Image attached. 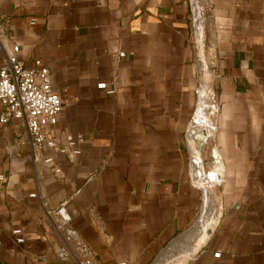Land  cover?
<instances>
[{
	"label": "crops",
	"instance_id": "crops-1",
	"mask_svg": "<svg viewBox=\"0 0 264 264\" xmlns=\"http://www.w3.org/2000/svg\"><path fill=\"white\" fill-rule=\"evenodd\" d=\"M205 2L198 49L187 0H0V68L14 45L40 59L58 143L82 138L34 162L0 122V264H70L61 204L95 264H264V0Z\"/></svg>",
	"mask_w": 264,
	"mask_h": 264
},
{
	"label": "built area",
	"instance_id": "built-area-1",
	"mask_svg": "<svg viewBox=\"0 0 264 264\" xmlns=\"http://www.w3.org/2000/svg\"><path fill=\"white\" fill-rule=\"evenodd\" d=\"M190 6L189 20L191 26V39L194 46L203 49L205 46V24L207 19V4L205 0H187ZM31 20L30 24H34ZM1 30V27H0ZM19 46L14 45L10 54L7 55L5 63L0 68V122L6 123L11 119L23 120L25 123L32 160L52 161L50 157L43 156L44 148L57 150L68 157L76 156L80 153L77 143L82 141L80 136L67 134L64 143L60 145L57 137L52 131V127L58 121L63 110L61 97L52 89L50 73L40 59L33 61L31 66H26L24 61L18 58ZM124 52L118 54L123 57ZM104 88L105 84H98ZM108 92H112L109 90ZM208 94L211 91L207 90ZM215 104L210 108L202 110L213 114ZM210 130L213 129V121L208 124ZM199 125L193 123L189 125L186 132V140ZM209 132V130H208ZM209 134L205 133L199 144L207 142ZM55 172H59L55 168ZM35 197L36 194H31ZM58 217L57 227L62 231L63 245L56 250V257L59 260L69 261L70 264H95L92 250L78 238L69 224L72 214L66 205L61 204L55 209ZM15 230L14 233H18ZM23 238H17V242H22ZM117 264H127L118 262Z\"/></svg>",
	"mask_w": 264,
	"mask_h": 264
},
{
	"label": "water",
	"instance_id": "water-1",
	"mask_svg": "<svg viewBox=\"0 0 264 264\" xmlns=\"http://www.w3.org/2000/svg\"><path fill=\"white\" fill-rule=\"evenodd\" d=\"M201 111H202V104H199L198 107H197V111H196V113H195V115H194V121H195V122L198 120V118H199L200 116L203 115ZM201 132H202V134H205V133H206V131H205L204 128H201ZM203 178H204V179L212 180V176H209V175H205V176H203Z\"/></svg>",
	"mask_w": 264,
	"mask_h": 264
},
{
	"label": "rangeland",
	"instance_id": "rangeland-1",
	"mask_svg": "<svg viewBox=\"0 0 264 264\" xmlns=\"http://www.w3.org/2000/svg\"><path fill=\"white\" fill-rule=\"evenodd\" d=\"M213 217V216H212ZM210 222H212V220L210 219V221H209V223H206V222H204L205 224H204V227H207V229L209 228V226H210Z\"/></svg>",
	"mask_w": 264,
	"mask_h": 264
},
{
	"label": "bare ground",
	"instance_id": "bare-ground-1",
	"mask_svg": "<svg viewBox=\"0 0 264 264\" xmlns=\"http://www.w3.org/2000/svg\"><path fill=\"white\" fill-rule=\"evenodd\" d=\"M201 112H202V114L204 115L203 111H201ZM204 117H205V116H204ZM200 118H201V116L198 118V120H197L196 122L194 121V123H196V124H197V123H198V121H200V120H201ZM202 118H203V116H202ZM205 118H206V117H205ZM205 118H204V119H205ZM204 176H205V175H204ZM203 179H204V178H203Z\"/></svg>",
	"mask_w": 264,
	"mask_h": 264
}]
</instances>
